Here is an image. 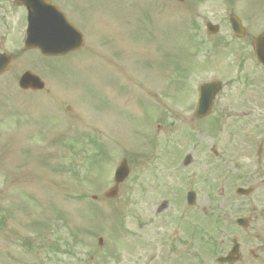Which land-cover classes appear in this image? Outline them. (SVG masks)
<instances>
[{"label": "rangeland", "instance_id": "1", "mask_svg": "<svg viewBox=\"0 0 264 264\" xmlns=\"http://www.w3.org/2000/svg\"><path fill=\"white\" fill-rule=\"evenodd\" d=\"M68 1L84 45L61 58L23 50L18 11L0 20L13 55L0 77V264H216L231 226L214 232V204L262 178L245 173L264 158V83L238 76L224 17L203 43L192 0ZM26 70L43 90H19ZM214 79L223 88L197 119V86ZM122 159L129 175L106 200Z\"/></svg>", "mask_w": 264, "mask_h": 264}, {"label": "flooded vegetation", "instance_id": "2", "mask_svg": "<svg viewBox=\"0 0 264 264\" xmlns=\"http://www.w3.org/2000/svg\"><path fill=\"white\" fill-rule=\"evenodd\" d=\"M51 1V0H48ZM62 4L55 1V4L63 10L61 7L69 6L68 0H60ZM180 3H184L187 0H177ZM193 2L187 4L186 11L191 12V8L196 7L198 11V17L201 18L203 25L208 22H212L215 18L233 17V20L237 23L239 32L242 34L234 35L229 26V34L231 42L234 48V61L236 71L244 79L251 83L253 86L255 83H264L263 78H257L253 71L264 74V68L255 60L253 55V45L255 39L264 36V27L257 25L256 21L259 18H264V0H192ZM82 2V0H79ZM195 9V8H194ZM14 11H18L22 16L25 8L17 3L15 0H0V20L7 18L8 14H13ZM67 14L68 11L63 10ZM194 13V12H193ZM195 14V13H194ZM246 16V19L243 16ZM68 16V15H67ZM23 17V16H22ZM69 18V17H68ZM72 21V20H71ZM73 22V21H72ZM77 25V24H76ZM78 26V25H77ZM6 28V27H5ZM238 31V30H237ZM8 36L6 33L0 36V52H8L11 56V62L13 61V55L11 51L6 50L3 44H6ZM8 44H11L9 42ZM230 44V45H231ZM246 63H249L251 70L245 73L244 68ZM8 71L5 70L0 74V77ZM259 93V91H256ZM264 159V158H263ZM257 162V168L253 171L246 172V177L250 174L261 176L262 178H255L253 182L246 183V194L240 195L235 192L236 187L228 193V197L216 202L217 212L216 217L222 219V215H225V221L229 222L231 226L230 242L236 246V253L232 254L235 257V261L230 264H264V160ZM231 189V188H230ZM222 192V191H221ZM221 192L218 195H221ZM217 195V196H218ZM234 214V215H233ZM229 216L230 218H228ZM234 217L233 221L231 217ZM244 218L240 222L236 221V218ZM201 232L197 235V241L200 240ZM232 248L229 246L228 250ZM227 250V251H228ZM227 251L225 253H227Z\"/></svg>", "mask_w": 264, "mask_h": 264}, {"label": "water", "instance_id": "3", "mask_svg": "<svg viewBox=\"0 0 264 264\" xmlns=\"http://www.w3.org/2000/svg\"><path fill=\"white\" fill-rule=\"evenodd\" d=\"M24 2L29 7L30 12L24 39L25 48H37L45 55H61L77 49L82 44L81 35L51 5H37L28 0ZM39 10L44 11L40 13ZM258 58L264 63V57L258 55ZM8 63L9 58L0 54V72L4 70ZM18 84L22 88L30 89H41L43 87L40 79L28 71L20 76ZM219 88L220 85L216 82L200 87V107L197 113L198 115L209 112L211 99ZM126 174L127 168L122 163L115 172V181H121ZM116 190V187H113L105 195L114 196ZM220 261H230V258H221Z\"/></svg>", "mask_w": 264, "mask_h": 264}]
</instances>
